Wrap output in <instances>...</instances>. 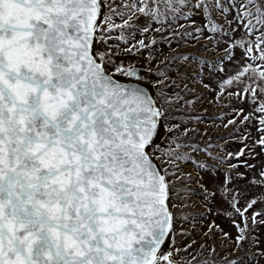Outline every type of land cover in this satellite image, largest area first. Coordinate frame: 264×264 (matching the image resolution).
<instances>
[{"label": "snow or ice", "instance_id": "1", "mask_svg": "<svg viewBox=\"0 0 264 264\" xmlns=\"http://www.w3.org/2000/svg\"><path fill=\"white\" fill-rule=\"evenodd\" d=\"M157 35L169 47L179 38L213 54L222 48L214 64L199 63L224 74L217 99L238 101L228 124L255 121L258 139L249 143L246 131L224 157L203 149L211 164L181 151L200 149L172 135L180 125L170 123V110L183 98L163 90L168 69L153 67ZM130 57H144L147 67L126 63ZM260 154L264 0H0V264H214L200 258L205 244H179L190 236L181 225L188 186L198 183L206 204L219 197L227 205L216 214L231 220L236 248L250 237L258 245L264 167L251 179L246 173ZM187 163L197 173L227 170L213 190ZM244 180L261 191L245 199L237 183ZM213 231L233 239L215 223L205 235Z\"/></svg>", "mask_w": 264, "mask_h": 264}, {"label": "rangeland", "instance_id": "2", "mask_svg": "<svg viewBox=\"0 0 264 264\" xmlns=\"http://www.w3.org/2000/svg\"><path fill=\"white\" fill-rule=\"evenodd\" d=\"M179 23H184V21H180ZM177 27L178 25H173V28ZM180 31H183V29H180ZM169 34V32L164 33L165 36ZM156 39L160 43L153 49V54L156 56V62L153 67L167 68L169 76L167 87L163 90L170 96L183 98L175 103L170 110V115L176 117L170 123L180 125V128L172 135L179 137L180 142L197 145L200 149L194 153L190 148H185L181 151H187L194 159L207 161L211 164L215 162L208 159L203 149H207L213 155L224 157L227 152L239 150L241 146L239 138L246 131L251 132L249 143L259 138L256 132L255 121H252L247 128L240 126L239 122H237V125L228 124V121L235 116V107L238 106V101L234 97L229 98L227 93L220 99H217V92L219 91L217 81L223 80L225 76L216 72L213 67L199 63L200 60H205L214 64L216 59L223 55L222 48L213 54L211 48L203 49L200 44L191 40L186 41L175 38L172 40L171 47H169L168 43L164 42L160 35H157ZM146 55L147 53H145ZM181 55L195 56L196 59L190 58L187 62L177 59L172 62L173 56ZM239 55L240 53L237 52V58H239ZM164 57H167L168 60L161 63ZM125 62L135 63L144 68L147 67L144 57L126 58ZM225 67L229 71L235 69V65L233 64L226 63ZM120 78L124 79L123 77ZM201 78L203 83L210 85V89L203 87ZM149 79L154 80L155 77L152 76ZM188 101H194V103L189 105ZM243 107L246 112L251 110V106L247 103ZM237 128H239V131H237ZM184 129L189 130L187 136L182 135ZM158 142L162 147H167L168 141L166 139H161ZM255 152L260 153V148L257 147ZM233 162L235 163L236 161ZM249 162L256 165L253 171L246 173L248 179H251L264 167V154L257 155L254 159H250ZM182 167H184L186 172H191L194 176H202L207 187L213 190L222 181L223 172L227 170L226 164H216V168L208 173H205L203 170L197 173L191 163L182 165ZM240 171L245 172L246 170L241 167ZM237 183L246 192L245 199H250L254 194H258L261 191L258 186L249 184L247 180L238 181ZM188 187L192 191L185 199L189 207L184 209V212L189 218L187 221H182L181 225L190 236L187 240L180 239V246H183L186 242H191L192 239L196 241L197 245L201 243L205 244L206 247L200 258L212 260L214 264H228V261L231 260H235L237 264H264V255L260 254L264 252V227H258L256 233L260 241L258 245L252 243L253 238L250 237L249 241L245 242L243 246L236 248L234 244L236 229L233 227L231 220L224 215L216 214V209L227 208V205L219 197L211 204H206L203 199L205 193L198 183H192ZM241 203L243 204V200ZM209 207L213 209L212 213L207 211ZM254 210L264 211V204L258 203ZM236 219L239 220V217H236ZM213 223L219 225L225 232H228L233 239H224L223 235L218 231L205 235L208 232L209 226ZM211 247H215V253L209 251ZM164 250H168L167 245ZM184 257H186V254L181 252L176 258L180 260Z\"/></svg>", "mask_w": 264, "mask_h": 264}, {"label": "water", "instance_id": "3", "mask_svg": "<svg viewBox=\"0 0 264 264\" xmlns=\"http://www.w3.org/2000/svg\"><path fill=\"white\" fill-rule=\"evenodd\" d=\"M138 67H140L141 68V70H144L145 68L144 67H142V66H139V65H137ZM119 79H121V78H119ZM122 81L124 80V79H121ZM177 260H179V259H177Z\"/></svg>", "mask_w": 264, "mask_h": 264}]
</instances>
